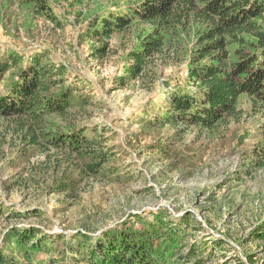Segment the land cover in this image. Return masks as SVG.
<instances>
[{"label":"rangeland","instance_id":"1","mask_svg":"<svg viewBox=\"0 0 264 264\" xmlns=\"http://www.w3.org/2000/svg\"><path fill=\"white\" fill-rule=\"evenodd\" d=\"M48 1L52 18L19 2L0 0V51H47L51 61L61 63L66 84L75 85L89 100L73 109L69 125L114 156L104 175L84 177L80 162L59 167L56 150L25 153L16 138H9L0 148V245L14 226H34L52 235L96 236L124 221L140 226L131 219L134 215L152 220L160 212L186 229L180 264H264V168L255 166V152L264 144V116L251 99L242 95L238 117L212 131L185 124L149 127L144 122L170 92L163 84L166 78H182L187 84L190 52L186 55L184 48L194 36L184 41L181 55L158 58L145 81L122 87L118 78L128 52L145 29L134 26L110 38L90 33L96 18L129 0ZM104 43L109 45L100 55L97 49ZM146 108L148 115L136 123ZM55 121L57 127L67 125L59 117ZM63 175L77 178L74 191H54L53 181ZM67 241L59 242L61 248ZM61 248L39 258L45 264H64L71 256Z\"/></svg>","mask_w":264,"mask_h":264},{"label":"trees","instance_id":"2","mask_svg":"<svg viewBox=\"0 0 264 264\" xmlns=\"http://www.w3.org/2000/svg\"><path fill=\"white\" fill-rule=\"evenodd\" d=\"M12 1L36 15L53 17L48 0ZM92 26L90 35L98 38H110L134 26H143L147 32L128 52L118 78L122 87L145 81L158 58L181 55L184 41L194 36L184 48L186 55L190 52L187 84L179 81L182 78H166L163 84L170 92L157 113L146 119L147 126L185 124L212 131L224 120L238 117L242 95L264 116V0H129L125 7L96 18ZM108 45L104 43L97 53L105 55ZM48 55L47 51H0V85L4 82L0 86V148L9 138H16L25 153L35 148L56 150L57 166L80 162V175H104L114 154L82 129L69 125L73 109L85 107L88 97L75 85L66 84V68ZM189 84L195 88L191 90ZM148 113L146 108L134 121L140 122ZM57 117L67 123L65 130L57 127ZM255 153V166L264 168V144ZM77 183L72 175H63L53 181V189L69 193ZM152 216L145 220L134 215L131 219L140 226L124 221L96 236L52 235L34 226H14L3 236L0 264H45L40 255L59 252L61 240H68L61 251L71 256L64 264H180L186 229L160 212ZM261 227L264 238V223ZM53 259L50 263L56 262Z\"/></svg>","mask_w":264,"mask_h":264}]
</instances>
